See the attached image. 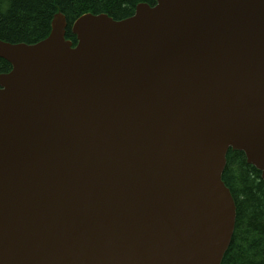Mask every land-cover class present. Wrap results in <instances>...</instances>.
<instances>
[{"label": "water", "instance_id": "1", "mask_svg": "<svg viewBox=\"0 0 264 264\" xmlns=\"http://www.w3.org/2000/svg\"><path fill=\"white\" fill-rule=\"evenodd\" d=\"M66 27L0 40V264H220L230 147L264 178V0Z\"/></svg>", "mask_w": 264, "mask_h": 264}, {"label": "trees", "instance_id": "2", "mask_svg": "<svg viewBox=\"0 0 264 264\" xmlns=\"http://www.w3.org/2000/svg\"><path fill=\"white\" fill-rule=\"evenodd\" d=\"M141 2L156 0H0V40L33 43L47 37L54 15L67 18L66 38L77 42L74 21L85 13H107L121 20L134 14ZM0 58V73L11 70ZM223 180L237 205L236 227L221 264H264V179L242 151L229 150Z\"/></svg>", "mask_w": 264, "mask_h": 264}, {"label": "bare ground", "instance_id": "3", "mask_svg": "<svg viewBox=\"0 0 264 264\" xmlns=\"http://www.w3.org/2000/svg\"><path fill=\"white\" fill-rule=\"evenodd\" d=\"M77 38V37H76ZM78 40V39H77Z\"/></svg>", "mask_w": 264, "mask_h": 264}]
</instances>
